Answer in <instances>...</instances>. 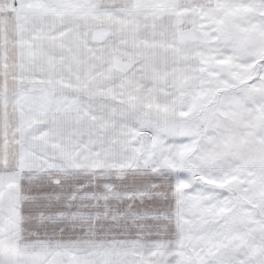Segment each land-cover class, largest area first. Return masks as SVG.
I'll return each instance as SVG.
<instances>
[{
	"label": "snow or ice",
	"instance_id": "obj_1",
	"mask_svg": "<svg viewBox=\"0 0 264 264\" xmlns=\"http://www.w3.org/2000/svg\"><path fill=\"white\" fill-rule=\"evenodd\" d=\"M0 264H264V0H0Z\"/></svg>",
	"mask_w": 264,
	"mask_h": 264
}]
</instances>
